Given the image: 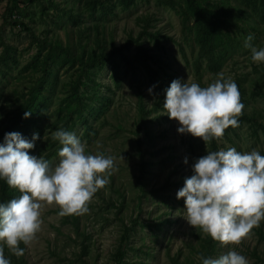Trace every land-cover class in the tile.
<instances>
[{
  "label": "rangeland",
  "instance_id": "obj_1",
  "mask_svg": "<svg viewBox=\"0 0 264 264\" xmlns=\"http://www.w3.org/2000/svg\"><path fill=\"white\" fill-rule=\"evenodd\" d=\"M7 1L0 0V39L12 46L16 62L9 68L7 77L1 80V107L12 100L13 88L19 89L18 86L28 81L22 67L35 52L29 34L12 25L11 18L27 22L37 34L56 32V37L65 39L70 33L76 41L81 37L88 47L95 46L96 26L100 30L98 35L103 38L100 44L105 52L121 46L127 38L130 40L133 36L135 39L144 26L141 18H148L147 28L165 35L163 50L158 51L164 64L160 67L152 65L158 82H164V73H169L181 81L187 79L206 86L217 73L223 72L243 84L244 110L248 114L254 111L261 124L240 118L239 124L225 128L221 137L205 142L190 133H179L176 131L178 122L169 118L163 105L153 109L156 101L164 100L163 87L151 81L137 61L125 63L117 54V82L109 65L95 74L98 93L108 96L102 112L90 118L88 127L76 118L68 123H55V107L79 68L78 61L56 63V94L44 108V115L31 125L28 136L31 138L36 132L38 138L27 151L54 164L62 145L52 138V133L63 128L80 137L85 151L112 155L114 170L108 176V183L88 202L86 213L60 215L58 204L41 202L39 230L27 244H19L24 248L21 257L25 264H115L114 254L119 247L125 252L120 264H201V244L211 236L199 226L188 224L184 218V198L175 196L184 178L191 174L193 159L207 151L227 147H235L238 151L256 149L264 154V80L258 79L259 71L264 72V62L251 59V50L244 47L245 35L238 36L240 47L217 63V70L212 71L204 61L196 60L198 45L194 28H183L181 16L168 6L158 5L156 0H109L107 12L88 10L86 0H53L55 7L50 0H44V11L38 2L21 0V10L4 17ZM68 9L71 15L66 12ZM188 17V24L193 26V16ZM257 30L251 43L257 48L264 47V23L260 22ZM141 40L150 51H156L145 36ZM130 46L135 47V44L132 42ZM123 51L129 56V49ZM133 52L131 49V54ZM194 60L198 71L194 70ZM21 73L22 76L16 79ZM149 86H153L151 92L147 90ZM139 96L143 97L145 109L149 110L141 117ZM142 119L154 136L150 142L143 131H139L140 135L136 133ZM138 137L141 138L140 150ZM185 156L187 163L182 161ZM142 164L143 171L140 170ZM13 189L19 196V190ZM127 226L130 230L123 240ZM215 241L214 251L208 257H218L232 248L241 252L249 264H264V220L253 226L238 243ZM0 246L12 264L16 255L3 240H0Z\"/></svg>",
  "mask_w": 264,
  "mask_h": 264
},
{
  "label": "clouds",
  "instance_id": "obj_2",
  "mask_svg": "<svg viewBox=\"0 0 264 264\" xmlns=\"http://www.w3.org/2000/svg\"><path fill=\"white\" fill-rule=\"evenodd\" d=\"M252 39L253 34H247L244 47L251 50L254 62H264V47L257 48ZM163 106L169 118L178 122L177 132L204 142L221 137L228 126H237L244 107L235 80L223 72L206 86L172 79L164 89ZM29 114L26 110L22 115ZM37 138L36 132L28 139L18 131H7L0 142V179L20 192L0 202V240L16 256L24 252L20 242L27 244L40 228L42 201L58 204L60 215L86 213L88 202L114 170L112 155L85 151V144L72 131L59 128L52 133L62 145L54 164L27 151ZM182 161L187 163V157ZM190 167L191 174L175 192L177 199L184 198L188 224L227 244L238 243L264 220V154L256 149L221 148L195 157ZM199 259L201 264H249L232 248L215 258L199 254ZM0 264H10L2 246Z\"/></svg>",
  "mask_w": 264,
  "mask_h": 264
},
{
  "label": "trees",
  "instance_id": "obj_3",
  "mask_svg": "<svg viewBox=\"0 0 264 264\" xmlns=\"http://www.w3.org/2000/svg\"><path fill=\"white\" fill-rule=\"evenodd\" d=\"M26 1L28 3L38 2L41 9L45 10L44 0ZM108 1L86 0L85 6L90 11L103 10L107 12ZM244 1L245 3L241 0H156V3L175 10L181 16L183 28H194L195 40L198 45L196 60L204 61L209 70L216 71L217 63L220 64L222 59L230 55L237 46L240 47L241 43L238 36L244 34L246 37L247 34L252 33L254 39L255 33L258 31L257 25L260 22L264 23V0ZM180 2L185 4V7H182ZM50 3L52 6H56L55 1L50 0ZM21 5V0H8L3 12L4 17L20 11ZM67 11L71 15L70 10ZM99 14L101 15V13ZM188 15L193 16V26L188 24ZM141 20L144 21V26L135 39H132L133 36L130 40L127 38L121 46L113 47L105 52L100 44L103 38L98 35L100 30L96 26L95 46L88 47L87 44L82 42L81 37L76 41L73 34L70 35V33H67L65 39L56 37V32L47 34V32L42 31L37 34L27 22L19 18H11L9 21L12 25L21 27L29 34L30 42L35 46V52L30 60L25 63V66L22 67L23 74H26L28 81L26 84L18 86L19 89L13 88L11 90L12 100L6 102L8 104L4 107L0 106V142L3 141L4 133L7 131H18L26 138L31 139L28 136L31 125L36 124L38 119L44 115L46 110L44 108L48 106L52 96L56 94V63L59 62L78 61L79 68L76 70L75 77L68 81V88L60 96V102L55 107V123H68V121L76 118L82 120L88 127L90 118H94L102 112L104 102L108 99V96L98 93L99 88L97 87L98 82L95 74L98 70L109 65L111 74L117 82L118 62L115 54L125 63L137 61L150 80L165 89L169 85L168 81L174 79V75L164 73L165 81L160 83L156 80L157 73L152 66L160 67L161 64H164V60H161L162 56L158 51L163 50L162 39L165 35L159 30H149L147 28L149 25L148 18H141ZM143 36L156 51H150V47L144 46V40H141ZM132 42L135 47L130 46ZM0 45H2L0 64L3 66H0V91H2L1 80L7 77L6 74L12 64L16 62V58L11 45L6 44L2 39H0ZM123 49H129V56ZM131 49L134 51L133 54H131ZM196 60H194V70L198 71ZM95 65L96 68L93 69L92 67ZM21 76L22 73L15 78L19 79ZM258 76L259 81L264 80V72L259 71ZM236 84L244 105V86L239 80L236 81ZM145 105L143 97L139 96V117L145 116L149 112L145 109ZM162 105V100L156 101L153 109ZM26 110L30 114L24 117L22 114ZM256 115L254 111L251 114L246 113L243 107L242 114L238 119H247L249 122L252 121L256 124L255 121L258 122ZM141 121L142 123L137 125L136 133L140 135L139 131H143L147 136L146 140L150 142L154 136L149 133L145 120L142 119ZM49 124L51 125V121ZM257 125H261L260 121ZM38 127H40L39 124ZM136 141L140 150L141 138L138 137ZM143 167L144 164L140 167L141 171L144 170ZM13 197H18L16 190H12V187H9L3 179H0V202L6 203ZM129 230V226L124 228L123 240L127 238ZM204 240L201 244V250L204 256H209L214 251L216 241L207 237ZM124 253L120 247L116 249L114 254L115 264L122 262ZM12 260V264H25L21 255L15 256Z\"/></svg>",
  "mask_w": 264,
  "mask_h": 264
}]
</instances>
